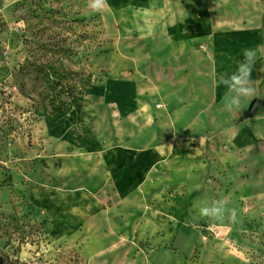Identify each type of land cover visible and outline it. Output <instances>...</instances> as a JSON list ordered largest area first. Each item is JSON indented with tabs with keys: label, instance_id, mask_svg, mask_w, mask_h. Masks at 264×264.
Masks as SVG:
<instances>
[{
	"label": "rangeland",
	"instance_id": "obj_1",
	"mask_svg": "<svg viewBox=\"0 0 264 264\" xmlns=\"http://www.w3.org/2000/svg\"><path fill=\"white\" fill-rule=\"evenodd\" d=\"M88 2L0 0V264H264V119L247 121L260 143L239 148L219 134L206 157L188 165L198 181L178 189L180 217L161 223L164 243L125 245L128 259L99 260L87 254L85 224L59 228L49 218L40 191L88 185L80 163L73 172L66 165L80 159L100 112L113 119L112 107L92 95L112 41L104 7L93 11ZM151 2L167 23L207 16L220 28L258 30L264 45V0ZM203 199L224 202L222 220L199 215L193 205ZM186 212L195 223H183Z\"/></svg>",
	"mask_w": 264,
	"mask_h": 264
},
{
	"label": "crops",
	"instance_id": "obj_2",
	"mask_svg": "<svg viewBox=\"0 0 264 264\" xmlns=\"http://www.w3.org/2000/svg\"><path fill=\"white\" fill-rule=\"evenodd\" d=\"M103 21L112 49L92 95L112 107V122L100 112L80 159L66 165L73 172L80 163L89 186L41 190L40 204L59 228L85 224L91 258L123 261L132 253L125 245L168 241L161 223H178V189L198 181L188 165L204 159L219 134L239 148L256 143L247 121L264 119V54L252 70L255 96L228 111L220 75L236 70L243 49L262 45L258 30L220 28L207 16L167 23L151 0H107ZM92 113L82 116L87 124ZM197 219L182 216L187 224Z\"/></svg>",
	"mask_w": 264,
	"mask_h": 264
},
{
	"label": "clouds",
	"instance_id": "obj_3",
	"mask_svg": "<svg viewBox=\"0 0 264 264\" xmlns=\"http://www.w3.org/2000/svg\"><path fill=\"white\" fill-rule=\"evenodd\" d=\"M107 0H89L88 7L93 11H100ZM264 54V45H259L256 49L245 48L242 50V60L237 61L236 70L229 76L221 74L219 83L225 86L221 103L223 107L232 111L240 109L242 98H253L255 96L254 82L251 79L253 66L257 59V53ZM193 208L202 218L222 220L224 217V202L215 201L211 204L206 199L200 200L193 205ZM236 210H231V219L235 222Z\"/></svg>",
	"mask_w": 264,
	"mask_h": 264
}]
</instances>
